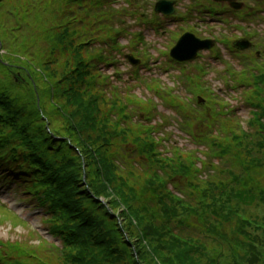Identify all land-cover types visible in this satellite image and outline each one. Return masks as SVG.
<instances>
[{"label": "rangeland", "instance_id": "rangeland-1", "mask_svg": "<svg viewBox=\"0 0 264 264\" xmlns=\"http://www.w3.org/2000/svg\"><path fill=\"white\" fill-rule=\"evenodd\" d=\"M69 1L70 0L35 1L38 5L40 4L46 7H48L49 3H52V6L49 7L51 9H49L50 12L44 8L39 10L38 7H34L32 4L24 5V3L23 8L19 7L18 10L11 12L12 15H17V17H19L17 19V22L19 23H11V28L8 27V31H15L18 33L19 40L16 44L17 50H19L22 46L23 50L26 51V55L22 58V61L25 62V74L20 75L17 72V69L13 72V74H10L12 75V78L15 79L17 84H19L21 80L27 83L25 88H28L30 91L28 94L34 99L37 104V109L40 111L39 114L36 110V115L33 117L28 115V119L30 122H33L34 125H39L37 127H39L38 129L43 134L42 136L48 134L49 139V135H57L60 140L63 139L66 142L71 143L75 150L79 151H77V155H75L74 153H68L67 151L69 150H67V153L62 154V156H65L63 158L64 161H68L70 165L69 170H72L73 172H76L78 176H81V187H84L85 189L88 188L90 193L95 194V196L99 198L98 203L100 206L92 200L94 203L92 204L90 210H96L97 214L101 217L110 214L111 216L117 218L116 220L110 221V228L117 235H119L122 240L125 238L130 242L132 238L136 239V245H132L133 248L129 249V251H136L134 255L138 258L139 264H183L179 261V257L181 256L176 257L175 254L171 253L176 251V245H174L176 243L175 241V243H172L169 236L163 240L167 243V245L171 246L172 251L170 252L168 250L170 247L168 249L162 248V244L158 245L155 243L154 234L152 232H149L150 235L146 236L144 240V235L146 234L145 228L147 227L141 223L144 221V223L148 224L146 222L147 219L149 222H154L155 225H167L168 216L166 215V211L167 213L171 212L173 205L171 204L169 197L165 196L160 188L165 185V182H168L169 187L173 183L172 187L175 186L182 193L181 195L176 194L177 197L184 198L186 201L190 198L192 202V204L188 203L187 207H184L187 203L183 204V201H177L176 203L179 205L174 210L176 212V216H178L176 219L189 221L187 227L182 228V230H178L179 224L175 226L174 232L179 235L176 239L180 240L184 244L186 242L185 240H193L198 243L201 242L203 247V252L196 254L190 253V256H194L202 264H215L217 261L226 264L224 261H220L219 257L222 253L224 255L228 254V262H230V264H264V256L253 255L252 253L247 252L248 247L246 246V243L244 242L241 244L239 242L241 240H246L247 238L248 232L245 231L246 226L244 224H240L238 230L235 222L228 223L226 225V230L229 236L227 235V237L222 238L224 233L221 232L218 238L217 232L204 229L206 227L204 226L205 221L208 220L203 216L205 212L208 216L213 214L217 210L216 205H210L207 208L200 207V205H202L201 203L209 200H214L217 203L220 202V200L229 202L228 199L230 198V195L240 196L244 191L247 192L248 195L246 194V196H244L245 198L241 197V199L237 197L234 198L233 204H238V206L242 208L239 212L241 217L243 216L248 219H254L258 224H262L255 218L264 220V198L262 196L263 193H261V191L263 192V189L261 190L257 185L259 178L255 176V172L249 174V170H251L252 167L246 168L244 164L240 162L243 155L250 156L251 154L249 153L257 155L255 150H251L249 153L244 154L243 151H240V147L234 151L232 147L228 148L223 147L222 145L219 146V143L216 141H213L211 144L206 143L204 148L201 149L202 146L196 147L193 144V140L190 135L186 132L182 133L179 131L178 125L175 124L173 128L167 125L165 126L164 131L160 132L159 136H165L166 130L168 135H170L173 139L171 142L173 145L178 144L183 147L184 150L187 149L194 151H188L189 154H183L180 156L175 154L174 159L167 160L162 163H157L159 161L156 160L154 156L152 157L149 154L152 161L150 165L144 167V165L142 166L140 164H136L129 168L126 166L125 169L129 170H120L121 172H119V169L115 168L112 164L117 170L115 174L118 178L113 181L114 183L110 191H107L104 186L102 187V184L94 182L97 179V168L99 166L92 160L90 150H102L105 152V157L109 160H112L111 154L113 152L118 154L120 160L126 156L133 159L135 157L134 154L136 153L135 150L140 148L142 143L149 141L147 137L144 136V130L142 128H139V126L133 125L129 122L126 125L122 123L124 120L121 122L120 119H116L112 116L113 112L110 113V109H112L113 106L107 98L94 103V117L97 122L95 123V128L89 124L87 125V123L91 122H88L83 118V111H80L78 107L69 103L70 97L68 96V90L71 89V86H69V80L66 79L67 75L65 76L67 72L65 64L67 61H69L68 64L70 62L73 64L77 55L74 53V50H68L67 52L65 50V44L68 42L72 43V38H74L71 34L67 37L64 36L65 38L62 40L59 39V37L63 34L61 32L62 26L64 25L66 29L65 31H69V28L67 27H69L72 22L71 20L62 17L63 15L70 16L71 14V10L68 8L70 5ZM249 1L253 5L255 4L253 0ZM249 12H251V10H249ZM56 13H59L60 19L53 16V14ZM23 23L27 24L26 26L28 32L22 29ZM171 23L172 22L167 23V26L164 27L165 29L162 31L164 33L163 36L168 35L167 31L177 29L174 27L176 24ZM18 28L19 30L17 32L16 29ZM156 38L158 39V36H156ZM178 40H180V38ZM75 41L78 45L81 44L80 42H77L76 39ZM170 41H172V39ZM176 42L177 39H175L172 43ZM170 45L168 43L162 53L159 54L164 62H168L165 53H168V49L171 50ZM174 45L175 44L172 46ZM223 50H226V48ZM89 56L91 55H88V57ZM126 70L127 67H125V71ZM245 71H247L246 67L241 69L239 75L242 76ZM175 74L176 76H174V78L170 77L171 79H169V76H164L162 81L170 86H174V82L177 81V78L181 76L182 73L175 72L173 75ZM4 76H7V72L4 73ZM5 78L7 82L5 83L6 88H3V93L7 94L15 92L19 99L28 100V96L24 94L23 89H17L13 84H11L10 78ZM184 87L186 88L185 90H182L185 92L184 97L186 98L189 96V100H191L193 104L196 103V91L188 85ZM253 92H256L255 96L257 101L259 99H264L263 87L260 86ZM154 94H157L154 90H144L139 95L143 101L148 102L149 99H153L156 103L158 102L160 104L158 111H155L154 113L155 117L152 119V122L157 123L156 125H158L164 122V117L166 116L169 118H178L174 111L167 108L165 109V102L163 101V103L159 98L153 97ZM140 97L139 99L133 98V102L139 103L141 101ZM84 102L88 103L85 100ZM21 108H23V106ZM125 109L126 108L122 107L123 111ZM26 110L24 111L25 114ZM159 112L163 115L160 116L158 114ZM241 116L244 117L242 119L247 121L241 123H246L244 128L248 132L250 130L252 132L251 125L257 127V129L264 127L258 123V121L256 124V121H254L256 120V116H253L252 114H247L245 111H242ZM238 127H240L239 124ZM113 128H115V130ZM122 129H124V133L120 131ZM252 133L253 134L249 135V138H251L253 143H260V141H264L259 134L257 135V132L253 131ZM111 135L112 143L107 146L103 141L109 136L111 137ZM48 142L51 143V141ZM259 152L261 155L264 154V148L259 150ZM237 154L239 155L238 158ZM143 155L145 156V154ZM197 156H202L208 159L213 157V161L218 163V165H216L217 171L212 173L210 168H203V171L196 172V169H199V167L195 164ZM256 173H259L260 175L264 174V168H261V170L258 168ZM98 175L100 174L98 173ZM197 178L204 179L206 183L197 184L195 181ZM85 182L86 186L84 185ZM202 189L207 190L208 198H201ZM121 190L124 191V199H122V197H119V199L117 198V195H123ZM231 191H233V194H231ZM249 195L252 196V198L249 197ZM115 199L121 203L120 207L114 202ZM123 201L128 202L132 209L134 206L136 207L134 209H137L138 212H140V214L137 212L139 220L137 217L133 215L131 216L130 213L126 212L128 205ZM112 205L115 207L114 209L112 208ZM134 209L133 211H135ZM18 211L20 213H24V215L29 214V216L34 214L33 212H29L27 208L18 209ZM129 215L130 218L133 219V224L123 220V218H128ZM143 215L146 219L142 217ZM251 216H254L255 218H251ZM171 219H174L178 223L175 217H172L169 220ZM31 220L34 227L40 229L42 234L45 235L47 233L42 230V225L38 218H33ZM126 223H128V225ZM169 225L171 226V224ZM243 226L245 228H243ZM16 233L20 234L17 235V237L24 239L20 247L32 251L35 255L34 257H40L49 264H63V259L65 258H63L61 251H55L51 248L48 241L36 238L31 228L17 226L12 220H9V218L0 217V235L5 239L10 236H13L15 239L17 238L14 236ZM257 236L259 239V246H263L264 248V234L258 233ZM28 237L32 239V242H28V239H25ZM238 246H240L241 249H238ZM155 249L158 251L156 252ZM163 260H169L170 263ZM130 262L131 264L133 263L132 259Z\"/></svg>", "mask_w": 264, "mask_h": 264}, {"label": "trees", "instance_id": "trees-1", "mask_svg": "<svg viewBox=\"0 0 264 264\" xmlns=\"http://www.w3.org/2000/svg\"><path fill=\"white\" fill-rule=\"evenodd\" d=\"M28 1V0H27ZM202 0H197L196 2L198 3V5L201 3ZM24 1L21 0H0V38L1 40H3L7 45L11 44V49H14V56L16 58L19 57V55L24 56L26 55L25 52L23 50V47L21 46L19 48V50H17V41L19 40L18 37V33L14 32H9L8 31V27L11 28V23L13 24H18L19 22H17V19L19 17H17V15H12V11L14 10H18L19 7H21L20 3H23ZM26 2V1H25ZM33 1L29 0L28 4H31ZM39 6H41V8H45L46 6H42L39 4ZM52 5H50L49 7H51ZM50 8H47L45 10L49 11ZM51 10V9H50ZM56 10V9H55ZM43 12V11H41ZM50 12V11H49ZM14 13V12H13ZM45 13V12H44ZM53 16L58 17V19H60L59 13L53 14ZM64 17V16H62ZM61 17V18H62ZM67 17V16H65ZM63 19V18H62ZM16 21V22H15ZM27 24L23 23V30L28 32L27 30ZM69 28V31H65V27L64 25L62 26V30L61 32L63 33L59 39L62 40L65 37L69 36L70 34L72 35V43L68 42L66 45V52L68 50L73 51L74 53L77 55V57L75 58V61L73 62V64L70 62L68 64L69 61L66 62V69L67 72L65 74V76L69 73H74L75 71V75H77V78H74V80L77 81V89L78 90H70L68 92V96L70 97V101L69 103L71 105H74L75 107H78L80 111H83L82 113L83 118L86 119V121L91 122V123H87V125L89 124L90 126H92L93 128H95V123L96 119L94 117V112H95V108H94V104L87 101L88 103L84 102V99L86 98V96H83L80 92H82V87L81 85L85 82L86 77L88 76V74H86V72H83V69L80 68V66L82 65L81 63H83L85 57H86V53L82 52V50H84V47H82V44L78 45L77 43H75V39L77 40L76 36H78V32H72V30ZM19 28L16 29V31L18 32ZM8 31V32H7ZM72 32V33H71ZM86 35H89L88 31L84 32ZM93 36H96L97 32H92ZM65 36V37H64ZM88 38L91 37V35L87 36ZM77 42H79L77 40ZM81 43V42H80ZM80 50V51H79ZM28 53V51H27ZM84 58V59H83ZM18 59V58H16ZM81 60V61H79ZM15 59L11 60V64L12 65H8L6 64L5 61H2L0 59V74H4L5 72H7V77L11 78V84H13L16 88H19L20 90L23 89V91L28 92V88H25V86L27 85L26 82L24 81H20L19 84H17L15 82V79L12 78L13 72H15L16 67L13 66V62H15ZM7 66H6V65ZM11 73V74H10ZM15 75V74H14ZM20 75H22V72L20 71ZM17 75V76H20ZM67 78V77H66ZM64 80V78H63ZM5 81H3L0 78V90H3V88H6L5 86ZM80 90V91H79ZM85 92V91H83ZM1 93V92H0ZM2 94V93H1ZM5 94V93H4ZM2 96L5 99H9L13 96V93H7L5 95L2 94ZM8 97V98H7ZM115 108H118L119 105H115ZM120 110V107H119ZM8 111H9V107H8ZM10 113V112H9ZM14 113H19L18 110L14 109ZM11 114V113H10ZM18 122H13L12 125L10 127H8L9 132L13 131L14 136H19L20 140L23 141H28V142H36L35 145L39 146L41 143L40 142H44V137H40L42 135V133L35 129L34 127L32 128V126H21L19 127L17 125ZM87 128V127H85ZM97 128V127H96ZM22 129V130H21ZM98 129V128H97ZM115 130V128H113ZM121 132L124 133V129L120 130ZM47 136V135H46ZM106 138V137H105ZM112 140V135L111 137L109 136L108 138H106L103 142L104 144H106L107 146L110 145V142ZM76 144V143H75ZM261 145V143H260ZM148 147V146H147ZM38 148V147H35ZM90 150V149H89ZM148 150H150V147H148ZM90 156L92 158V160L94 161V163L96 165H98L99 167L97 168L98 173L100 175H98L97 173V179L94 181L95 183L98 182V184H102V187L104 186V188L107 191H110L112 185H113V181L117 180L118 176L115 174V172H117V170H115V168L112 165V160H109L105 157V152H103L102 150L98 149L96 151H92L90 150ZM107 155V154H106ZM251 157V155H250ZM249 157V158H250ZM246 158L243 155L241 157V163L244 164V166L247 168L249 165L244 161ZM157 163H162V162H157ZM248 170V169H246ZM65 176H64V182L63 183H59V187H64L61 189L60 193L62 197V199L64 200V204L65 206V212L66 214L63 215L65 216L66 219H61L64 223L62 224L63 227V233H68V238L66 240V252H65V256L67 258L66 260V264H131L130 260L132 259L133 263L132 264H139V260L138 258L135 257V253L136 251H129V249H132L133 246L132 245H136V239L132 238V240L129 242L127 239L123 238V240L120 238L119 235H117L114 231L111 230L110 226H108L106 224V220L111 216L106 215V216H100L99 214H96V210H90L92 204L94 202H96L99 206L100 204L95 201L94 199H92L91 194L87 193L86 189L84 187H81V176L77 175L76 172H73L72 170L70 171L69 169H65L64 170ZM101 176V177H100ZM120 182V181H119ZM94 184V183H93ZM63 189H66L62 192ZM162 190V192L165 194V190H163V187L160 188ZM207 189V188H205ZM96 191V190H94ZM114 191V189H113ZM122 191V190H121ZM115 192V191H114ZM124 191H122L123 193ZM202 197L201 198H208V193L207 190L202 189ZM244 192V191H243ZM227 193V192H226ZM116 194V193H115ZM114 194V195H115ZM231 194H233V191H231ZM241 196H235V195H230V198L228 199L229 202L224 201V200H220V202H215L214 200H209L206 202L201 203L202 205H200V207L203 208H207L210 205H216V211L213 214H210V216H208V214H206V212L204 213V217L207 218L208 221H205V225L206 226L204 229L207 230H211L214 232H217L218 238H219V234L221 232L224 233V236L222 238H225L227 236V230H226V225L228 223L231 222H235L236 223V228L239 230L240 227V223H242L243 221V217L239 218L238 214L239 212L242 210V208H240L237 205L233 204L234 198H240ZM119 197H122V199L125 198V194L123 193V195L118 196L117 198L119 199ZM169 199L171 200V204L173 205V208L171 210V212L167 213L166 211V215L168 216V220H167V225L162 227L161 225H155V223L153 222H149L145 216L143 215L142 217L144 219H146V223H144V221H142L141 223H143L147 228H145L146 234L144 235V240L146 236H149L150 233L152 232L154 234V240L155 243L158 245L162 244V248H166L168 249L169 247V251H172L171 246L167 245L166 242H164L163 240L167 238V236H169L171 238V242L175 243V249L176 251L171 252L172 254H175L176 257H179L180 260L183 264H202L198 259H196L194 256H190L191 254H196V253H200L203 252L202 251V244H200V246L195 247L196 245H192L193 248L188 247L186 244L181 243L179 240L176 239V237L172 236V232L169 229V227H173L175 225L180 224L183 227H187L189 221L184 220V219H176L178 216H176V212L174 211L175 208L179 205H177V201H183V204L187 203L184 205V207L188 206L189 204H192L191 199L188 198L189 200L186 201V199L181 198V197H176L173 198L172 196H168ZM94 200V202L92 201ZM127 201V200H126ZM123 201V202H126ZM114 202L116 203L117 206H121V203L115 199ZM126 204L128 205L126 212L130 213V215L135 216L138 218L139 220V216L138 213L140 214V212H138L135 206L133 207V209L135 211H133L132 207L128 204V202H126ZM62 205V203H61ZM199 207V208H200ZM112 208L114 209L115 207L112 205ZM138 212V213H137ZM130 215L128 218H123V220L133 224V219L130 218ZM141 216V215H140ZM237 216V217H236ZM175 217V219L178 221V223L174 220L170 218ZM214 217V218H213ZM251 218H254V216ZM193 221V218H192ZM239 223V224H238ZM128 225V223H126ZM171 224V226L169 225ZM149 225V226H147ZM222 225L220 228H218V226ZM120 230V229H119ZM260 230V228L256 227L253 229V233H257ZM121 232V230H120ZM118 233V232H117ZM158 240V242H157ZM220 240V239H219ZM175 241V242H174ZM244 242V241H242ZM154 247V246H153ZM148 249V248H147ZM155 251L157 252L158 250L155 249ZM151 252V249H150ZM162 252V251H161ZM258 252H255V255H260V256H264V251L260 254H257ZM160 254V253H159ZM253 254V255H254ZM162 255V254H160ZM190 256V258H189ZM163 257V256H162ZM220 261H224L226 264H230L229 261V257L228 254H223L220 255ZM163 259V258H162ZM165 262H169L168 260H163ZM178 261V262H179ZM143 262V261H142ZM171 264V263H170ZM215 264H223L217 261V263ZM247 264V263H246Z\"/></svg>", "mask_w": 264, "mask_h": 264}, {"label": "water", "instance_id": "water-1", "mask_svg": "<svg viewBox=\"0 0 264 264\" xmlns=\"http://www.w3.org/2000/svg\"><path fill=\"white\" fill-rule=\"evenodd\" d=\"M196 43L197 42L194 41L193 37H190V36L184 37V39L182 40V42L178 48L179 49L178 53H181V51H183L185 48H188V52H189L188 54L189 55H187L185 57L182 56V54L181 55H175L178 58V60H181L183 58L190 59L193 56V54H195V52L199 49L198 45Z\"/></svg>", "mask_w": 264, "mask_h": 264}]
</instances>
